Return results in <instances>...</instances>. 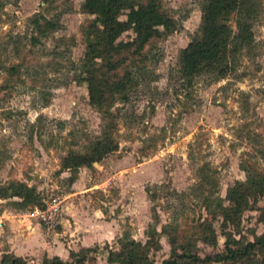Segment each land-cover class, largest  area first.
<instances>
[{
    "label": "rangeland",
    "instance_id": "374dc122",
    "mask_svg": "<svg viewBox=\"0 0 264 264\" xmlns=\"http://www.w3.org/2000/svg\"><path fill=\"white\" fill-rule=\"evenodd\" d=\"M81 1L0 0V183L22 181L39 201L20 207L10 203L17 197H0V236L13 221L19 237L37 239L30 255H19L30 264H39L42 250L57 244L68 250L66 260L74 250L84 255L83 264H108V250L120 238L149 240L151 264H160L170 249L167 231L180 241L200 221H211L210 187L199 184L204 163L216 170L208 182L220 196L244 178L241 159L264 169V0H255L249 44L234 38L242 16L228 14L227 50H236L219 58L229 65L226 74L211 79L203 68L188 86L177 56L197 33L202 0H158L176 24L144 45L142 75L127 100L114 103L117 148L72 174L60 167L61 156L85 150L102 126L77 79L88 39L84 28L95 18ZM34 13L57 26L36 33ZM132 35L127 29L119 39ZM210 223L217 244L192 243L200 253L222 247L219 215ZM240 228L246 237L264 230V195L242 212Z\"/></svg>",
    "mask_w": 264,
    "mask_h": 264
},
{
    "label": "trees",
    "instance_id": "16d2710c",
    "mask_svg": "<svg viewBox=\"0 0 264 264\" xmlns=\"http://www.w3.org/2000/svg\"><path fill=\"white\" fill-rule=\"evenodd\" d=\"M254 3L255 0H202L197 33L179 49L177 56L179 75L186 86L203 68L208 67L207 74L211 79L226 74L229 65H221L219 58L223 53L236 50L234 46L227 50L232 39H229L231 27L228 14L235 10L237 16H242L237 18L239 30L234 38L239 43L249 44L252 39L249 19L255 12ZM80 8L95 15V18L84 28L88 39L77 79L85 83L93 106L100 113L102 126L85 150L69 149L61 156L60 167L67 168L72 174L77 167L90 166L93 161H99L103 155L117 148L114 103L116 100L126 101L131 86L142 75L146 59L144 45L151 38L170 32L176 24L158 0H82ZM31 21L38 34H45L57 26L55 20L46 19L41 13H34ZM127 29H131L133 35L119 39V35ZM30 39L37 41L35 36H30ZM259 151L264 158V148ZM238 165L244 172V178L234 179L227 186L224 196L213 194L215 190L211 184L214 181L208 182L215 168H209L204 163L198 169L201 172L200 186L210 187L208 191L213 197L212 205L206 209L210 220H215L218 215L221 219L224 236L221 249L200 253L199 248H193L191 244L196 245L197 241L212 247L217 244L211 221H200L197 230L183 234L180 241L181 236L174 230L166 232L170 249L160 264H264V230L256 232L252 229L250 237H246L240 228L242 212L253 208L256 199L264 195V169L257 168L247 158L241 159ZM0 197H17L18 200H10V203L20 207L39 203L34 188L19 180L0 183ZM227 223L233 225V231L226 229ZM186 236L191 238L186 239ZM149 242L120 238L117 248L109 249L105 260L108 264H151ZM157 243L156 240L154 244ZM86 250L83 249L84 252ZM82 255L69 250V259L63 260L57 255L44 253L40 264H83ZM0 264H25V259L7 252L0 255Z\"/></svg>",
    "mask_w": 264,
    "mask_h": 264
},
{
    "label": "crops",
    "instance_id": "0c3cea01",
    "mask_svg": "<svg viewBox=\"0 0 264 264\" xmlns=\"http://www.w3.org/2000/svg\"><path fill=\"white\" fill-rule=\"evenodd\" d=\"M4 222V221H3ZM4 224V223H3ZM7 228L3 231H5V234L0 236V255L2 253L11 252L14 255H30L32 248H34V244L39 243V241L36 239L30 240L27 238H21L17 234V230L13 229V221H8L6 223ZM21 227L18 228L20 230ZM19 232V231H18ZM32 239V238H31ZM72 249V248H71ZM29 250V251H28ZM42 254L46 255H57L63 260H66L68 257V250L65 247H60V245H53V246H47L45 250H42ZM41 257V256H40ZM32 262V259L29 261H26L25 264H30ZM40 264V262H39Z\"/></svg>",
    "mask_w": 264,
    "mask_h": 264
},
{
    "label": "built area",
    "instance_id": "2783aa9c",
    "mask_svg": "<svg viewBox=\"0 0 264 264\" xmlns=\"http://www.w3.org/2000/svg\"><path fill=\"white\" fill-rule=\"evenodd\" d=\"M0 223H1V221H0Z\"/></svg>",
    "mask_w": 264,
    "mask_h": 264
}]
</instances>
